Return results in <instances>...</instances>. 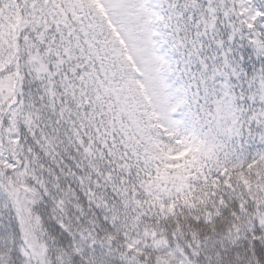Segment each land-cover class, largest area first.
<instances>
[{
	"label": "snow or ice",
	"instance_id": "1",
	"mask_svg": "<svg viewBox=\"0 0 264 264\" xmlns=\"http://www.w3.org/2000/svg\"><path fill=\"white\" fill-rule=\"evenodd\" d=\"M0 264H264V0H0Z\"/></svg>",
	"mask_w": 264,
	"mask_h": 264
}]
</instances>
